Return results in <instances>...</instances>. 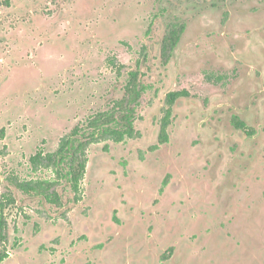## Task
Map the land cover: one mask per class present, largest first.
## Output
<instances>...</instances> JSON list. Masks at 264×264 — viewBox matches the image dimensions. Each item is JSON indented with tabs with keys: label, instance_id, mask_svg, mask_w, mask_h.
Instances as JSON below:
<instances>
[{
	"label": "rangeland",
	"instance_id": "rangeland-1",
	"mask_svg": "<svg viewBox=\"0 0 264 264\" xmlns=\"http://www.w3.org/2000/svg\"><path fill=\"white\" fill-rule=\"evenodd\" d=\"M137 65L140 135L88 147L79 201L10 185L53 179L30 157L110 110ZM0 202L1 264H264V0H0Z\"/></svg>",
	"mask_w": 264,
	"mask_h": 264
},
{
	"label": "trees",
	"instance_id": "trees-1",
	"mask_svg": "<svg viewBox=\"0 0 264 264\" xmlns=\"http://www.w3.org/2000/svg\"><path fill=\"white\" fill-rule=\"evenodd\" d=\"M185 25L171 24L160 44V61L166 66L172 57L173 51L178 45ZM139 65L135 71L129 72V79L124 87V95L114 102L112 108L107 111L97 112L94 115L76 125L67 135L59 141L57 149L52 153L36 152L30 157L29 163L34 170L39 168L50 169L54 174L51 180L16 181L11 180L18 192L31 197H39L47 204L59 207L62 205V196L57 189L65 183L73 194V202H77L81 195L82 180L87 165V150L91 144L100 141L111 140L121 143L125 139L137 138L140 134L135 129L137 108L142 94L146 90L140 80ZM188 97L184 90L170 92L166 95L168 105L159 125L158 145L168 142V127L171 124L172 106L181 98ZM233 125L237 129L244 130L245 124L237 117H233ZM157 149V146L150 150ZM0 202V207H1ZM7 240L5 223L0 221V264L8 258V252L1 249Z\"/></svg>",
	"mask_w": 264,
	"mask_h": 264
},
{
	"label": "flooded vegetation",
	"instance_id": "flooded-vegetation-1",
	"mask_svg": "<svg viewBox=\"0 0 264 264\" xmlns=\"http://www.w3.org/2000/svg\"><path fill=\"white\" fill-rule=\"evenodd\" d=\"M233 117H237V116H233ZM233 117H232V122H231L232 125H233ZM237 118H238V117H237ZM238 119H239V118H238ZM239 120H240V119H239ZM240 121H241V120H240ZM241 122L245 124V122H243V121H241ZM245 126H246V128H245L244 130H242V129H237V128H235L234 125H233V127H234L237 131H239L240 133L245 134V135L248 136V137L254 135V132H252V130H250L249 127H248L246 124H245ZM255 172H256V173H259V174L261 173L259 170H256ZM165 181H166V180L163 181V184L166 183ZM245 200H248V198H246ZM173 251H174V248H173V247L168 248L167 251L164 252V253L161 255V259H162V261H168V260L172 259Z\"/></svg>",
	"mask_w": 264,
	"mask_h": 264
}]
</instances>
